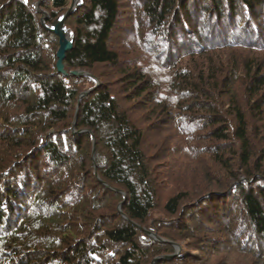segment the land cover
Instances as JSON below:
<instances>
[{
  "label": "trees",
  "instance_id": "1",
  "mask_svg": "<svg viewBox=\"0 0 264 264\" xmlns=\"http://www.w3.org/2000/svg\"><path fill=\"white\" fill-rule=\"evenodd\" d=\"M33 1L0 0V264H151L216 225L264 264V0H82L80 76Z\"/></svg>",
  "mask_w": 264,
  "mask_h": 264
},
{
  "label": "rangeland",
  "instance_id": "2",
  "mask_svg": "<svg viewBox=\"0 0 264 264\" xmlns=\"http://www.w3.org/2000/svg\"><path fill=\"white\" fill-rule=\"evenodd\" d=\"M71 2L72 0H70V4ZM33 6L35 7L36 10L43 12L41 19L46 14L49 15L48 11H46L40 6L39 0H34ZM67 31H68L69 36L72 39V31L69 28H67ZM101 69L104 70L105 68L103 69V67H101ZM88 88H91L89 90L87 89L88 91L92 90V87H88ZM85 90H83V93H81L79 97L80 101L84 95L88 94L86 93L88 91H85ZM82 94L84 95L82 96ZM80 101L77 103V106H76L77 110L79 108ZM71 129L73 130L74 126H72ZM95 145L96 144L94 141L93 152H92L93 157H95V151H96ZM118 207L120 209L121 205L119 204ZM204 210L208 211L209 209H204ZM238 213H242V211ZM195 227L199 228L201 226L195 225ZM204 227L206 228L205 230H202V231L198 230V232L196 231L198 234V238L193 239L191 237H188V239H185V237L180 236L182 237V240L179 241V243L174 242V246L177 249L175 253L178 252L177 255L181 254L185 256L186 258L188 257L190 258V259L188 258L187 260H185L184 264H199L200 261H205V260H207L205 262L206 264H258L257 257L254 256L253 253L243 254L241 250H240V254L238 253L237 249L239 248L237 246L239 245L236 243V240H238L239 238L238 236H236V234L233 233L232 235L230 234L227 235L225 232L226 228L224 226L216 225L213 228H209L207 226H204ZM144 230L148 231L149 229L145 227ZM149 234L152 238L156 240H159V241L164 240L158 234L156 230L152 231L151 233L149 232ZM189 246L191 247L190 249H189ZM161 256H165V255H161ZM154 260L151 264H154L155 262Z\"/></svg>",
  "mask_w": 264,
  "mask_h": 264
},
{
  "label": "water",
  "instance_id": "3",
  "mask_svg": "<svg viewBox=\"0 0 264 264\" xmlns=\"http://www.w3.org/2000/svg\"><path fill=\"white\" fill-rule=\"evenodd\" d=\"M82 0H72L69 10L60 16L58 19H56L52 24H47L46 19L48 17V14H46L42 19L41 22L45 26V28L49 31L54 32L59 37V48L57 50V69L60 73H62L64 76H68L70 73L80 76L87 74L84 71L81 70H75L72 71L67 65L64 63V60L66 58V53L70 51L73 48V42L71 37L68 34L65 21L66 19L73 13V11L78 7L79 4H81ZM91 91V90H90ZM90 91L86 92L89 93ZM84 94H82L83 96ZM80 101V100H79ZM178 253V252H177ZM175 253V255H177ZM174 254L166 255V256H160L155 258L154 261L160 260L162 258H171L175 256Z\"/></svg>",
  "mask_w": 264,
  "mask_h": 264
},
{
  "label": "bare ground",
  "instance_id": "4",
  "mask_svg": "<svg viewBox=\"0 0 264 264\" xmlns=\"http://www.w3.org/2000/svg\"><path fill=\"white\" fill-rule=\"evenodd\" d=\"M78 1V0H77Z\"/></svg>",
  "mask_w": 264,
  "mask_h": 264
}]
</instances>
